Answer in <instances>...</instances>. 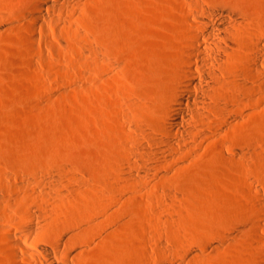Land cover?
<instances>
[{"label":"rangeland","instance_id":"1","mask_svg":"<svg viewBox=\"0 0 264 264\" xmlns=\"http://www.w3.org/2000/svg\"><path fill=\"white\" fill-rule=\"evenodd\" d=\"M43 1L0 0V264L75 233V264H260L264 0ZM216 7L248 24L205 107L184 94L182 133L166 116L187 19Z\"/></svg>","mask_w":264,"mask_h":264},{"label":"bare ground","instance_id":"2","mask_svg":"<svg viewBox=\"0 0 264 264\" xmlns=\"http://www.w3.org/2000/svg\"><path fill=\"white\" fill-rule=\"evenodd\" d=\"M48 2V0H44L43 3L38 6L39 12L43 11V7L46 8ZM210 12L213 14L212 19L207 16H202V20L199 16H196L197 21L201 20L203 21L202 23L200 21V23H194L190 19H187L188 27H191L190 40L186 44L184 50V66H182L180 69L177 75V83L171 92L170 98L172 99L171 102H173V104L171 103L172 105L169 107V109H171V113H169L170 110L167 112L171 115L170 117L166 116L167 123L172 128L179 129L182 133L183 131L188 129L190 130L193 126L197 125V122L190 119L184 109V106L187 105L184 94L193 96L197 101L195 103L197 107H205L206 94L215 88V85L219 82V80H222L217 75L216 71L222 69L224 62L231 57L235 50L236 42L232 38L233 34L241 31L248 24L246 21L240 19L236 11L231 9L216 7L210 9ZM39 14H34L32 16V19L35 21L34 24L38 22L40 23L41 17H39ZM34 26L35 25H33V27L31 26L33 31ZM193 27L196 29V31L192 29ZM252 48L254 52L252 65L253 68L258 70L259 60H261L262 57L264 58V40L261 37L254 35L252 38ZM222 111L225 112L227 109L223 108ZM181 117L186 119L187 122L185 124H182L180 120ZM168 135H170L171 138L176 142H181L182 138L184 139V137L181 136L182 134L179 135L178 133L173 132L171 129L168 130ZM82 209L83 211L81 212L80 219H83L89 223V212L85 206ZM76 222L77 221H75V225H69L70 227L68 226L74 232L75 229H77ZM33 228L34 227L32 225L28 226L29 230H32ZM86 230H88V228H86ZM76 244H78V236L75 233L70 237L63 235L59 241L53 243L52 246L54 247V253L50 250L44 249V247L41 245L35 246L36 252H27V249L25 252L31 255L34 264H55V259L61 261L62 264H75L74 261L80 259L79 256L77 257V255H74L73 251L61 253V248L62 246H74ZM13 245L15 244H12V246ZM36 253L42 255L44 259L38 260ZM17 260H19V262L22 264H30L29 261L24 259ZM260 264H264V258L260 259Z\"/></svg>","mask_w":264,"mask_h":264}]
</instances>
